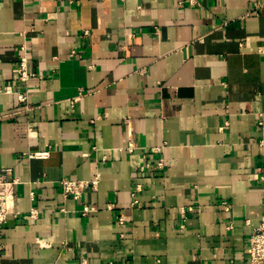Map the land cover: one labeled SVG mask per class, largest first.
<instances>
[{
    "label": "crops",
    "instance_id": "0c3cea01",
    "mask_svg": "<svg viewBox=\"0 0 264 264\" xmlns=\"http://www.w3.org/2000/svg\"><path fill=\"white\" fill-rule=\"evenodd\" d=\"M178 1L0 0V168L21 180L0 264H249L264 0ZM158 157L164 169L140 171ZM97 172L63 199L62 178Z\"/></svg>",
    "mask_w": 264,
    "mask_h": 264
},
{
    "label": "built area",
    "instance_id": "2783aa9c",
    "mask_svg": "<svg viewBox=\"0 0 264 264\" xmlns=\"http://www.w3.org/2000/svg\"><path fill=\"white\" fill-rule=\"evenodd\" d=\"M198 0H179V4L189 3L195 4ZM260 6H264L262 3ZM26 57L22 58L21 67L18 70V74L21 79H26L30 76L27 71ZM19 100L24 101L25 96L19 95ZM138 148L137 143L134 140H129L126 145V150L133 152ZM154 151L159 150L157 147L153 148ZM28 157H47L48 151H30L26 153ZM146 155V154H145ZM166 162L163 157H158L154 161H147L144 165L140 166V171L147 170H162L166 167ZM100 173L94 174L88 179H75L64 177L60 180L62 188L63 199L74 198L81 200L87 189H96L100 182ZM264 179V176L262 177ZM21 183L18 176L15 175L14 169L12 167H1L0 168V225L7 222L11 215H17L18 212L15 209L16 199H17V186ZM139 187V186H138ZM135 193H133V197ZM138 199L134 198L133 204L138 203ZM222 207L226 212L230 211V205L228 201H223ZM92 210L88 204H84L81 212L86 215ZM184 211V210H183ZM185 212V211H184ZM38 211L35 208H31L28 216L30 218H35ZM122 221V218H120ZM247 261L249 264H264V213L262 219L258 226H256L249 236L248 244L246 248Z\"/></svg>",
    "mask_w": 264,
    "mask_h": 264
}]
</instances>
